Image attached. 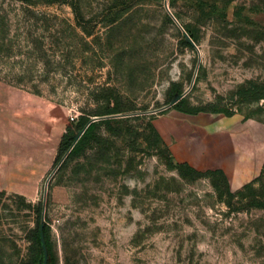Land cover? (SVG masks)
<instances>
[{
  "label": "rangeland",
  "instance_id": "obj_1",
  "mask_svg": "<svg viewBox=\"0 0 264 264\" xmlns=\"http://www.w3.org/2000/svg\"><path fill=\"white\" fill-rule=\"evenodd\" d=\"M247 82L264 84V0H0V264L27 261L48 178L54 264H264L261 183L230 199L151 131L175 90L230 105ZM232 108L264 126V100ZM105 109L124 116L54 171L66 127Z\"/></svg>",
  "mask_w": 264,
  "mask_h": 264
},
{
  "label": "crops",
  "instance_id": "obj_2",
  "mask_svg": "<svg viewBox=\"0 0 264 264\" xmlns=\"http://www.w3.org/2000/svg\"><path fill=\"white\" fill-rule=\"evenodd\" d=\"M154 128L179 163L198 171L221 170L235 191L255 179L264 165V126L235 114L188 115L170 110Z\"/></svg>",
  "mask_w": 264,
  "mask_h": 264
},
{
  "label": "trees",
  "instance_id": "obj_3",
  "mask_svg": "<svg viewBox=\"0 0 264 264\" xmlns=\"http://www.w3.org/2000/svg\"><path fill=\"white\" fill-rule=\"evenodd\" d=\"M185 32L189 35L191 40L194 42L193 37L185 30ZM195 43V42H194ZM181 45L185 47L191 48V46L185 42V40L182 38ZM173 93L175 94H181L182 92L175 90ZM174 94V95H175ZM172 95V98L173 96ZM171 98V99H172ZM264 100V84H257L254 82H247L245 85L239 87L229 98L230 105H227L224 103L222 99H219L217 102L210 104L205 107H191L186 108L183 106V99H181L179 102H177L175 105H173L168 110H176L178 112L188 114V115H197L200 113L203 114H211V115H224L226 117H231L236 114V112L233 110V106L237 105H251L254 103H259L260 101ZM171 101V100H170ZM169 104V103H168ZM122 112H117L109 109L96 111L93 115L83 113L81 116L77 118V120L74 123V126H68L66 127L63 135L61 136L57 154L54 160V167L57 166V164L61 161V159L65 156L67 151L70 149V147L73 144V137L77 131H80L84 128V126L91 120L93 117H108V116H115L116 114H119ZM161 114H164L162 112ZM116 123L115 118H108L99 120L97 122L91 123L87 129L84 131L80 139L77 141V143L72 147L64 161L61 163L59 169H62L66 163L70 160H72L75 156L78 155L80 151L90 142V139L92 135L95 133L96 129L105 126V127H111ZM151 131L155 137V139L159 142H161L163 145V141L161 140L160 135L154 128V126H151ZM166 146V145H165ZM166 150L168 153H170L168 147L166 146ZM170 167L178 170V172L185 176L184 171L189 172L190 176L192 178H211L215 176H219L222 180V184L225 189V193L228 196V198L232 199L242 193V191H251L252 185L255 183H261V186L263 188L262 195H264V183L262 182V171L255 179L250 181L249 183L243 185L241 188L231 191L229 189L228 181L225 176V174L221 170H207V171H198L188 165L187 163H180L176 166H173L170 162L167 163ZM256 207H264V201L258 202ZM34 212L36 216L35 220V226L34 228L28 230L26 232V239L28 242V259L27 261H23L20 264H39L42 260V250H41V243H40V223L42 218V203H38L36 206H34ZM43 234L45 239V245L48 252V264H54L53 263V254H52V244L50 242V230L49 226L44 222L43 226Z\"/></svg>",
  "mask_w": 264,
  "mask_h": 264
},
{
  "label": "water",
  "instance_id": "obj_4",
  "mask_svg": "<svg viewBox=\"0 0 264 264\" xmlns=\"http://www.w3.org/2000/svg\"><path fill=\"white\" fill-rule=\"evenodd\" d=\"M164 8L167 12V14L169 15V17L175 22V24L178 26V28L181 30V33L183 35V39L185 40L186 43H188L192 48H194L197 52L198 55V61L196 64V68H195V74L198 70L199 67V63H200V53L199 50L197 48V46L195 45V43L191 40V38L189 37V35L185 32V30L182 28V26L178 23V21L175 19V17L173 16V14L170 12L168 5L165 3L164 4ZM195 74L193 76V80L192 83L189 87V89L191 88V86L193 85L194 79H195ZM189 89L181 94H175L173 96V98L171 99V101L169 102L168 105H166L165 107H163L161 110L159 111H163L166 109L171 108L173 105H175L177 102H179L181 99L184 98V96L186 95V93L189 91ZM124 115H115V116H106V117H93L91 118V120L84 126V128L80 131H77L73 137V144L70 147V149L67 151V153L65 154V156L61 159V161L57 164V166L55 167L54 171H56L59 166L61 165V163L64 161V159L66 158V156L68 155V153L70 152V150L72 149V147L77 143V141L80 139V137L82 136V134L84 133V131L87 129V127L93 123V122H97L99 120H103V119H108V118H118V117H122ZM48 178L46 180L45 186H44V194H43V203H42V218H41V223H40V243H41V250H42V260L40 261L39 264H48V252L46 249V245H45V239H44V234H43V226H44V202H45V198H46V192H47V186H48V182H49Z\"/></svg>",
  "mask_w": 264,
  "mask_h": 264
}]
</instances>
